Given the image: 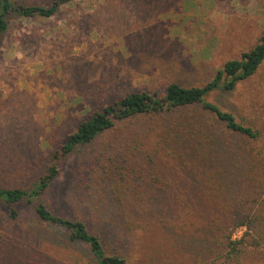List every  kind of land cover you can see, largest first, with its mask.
I'll use <instances>...</instances> for the list:
<instances>
[{
    "label": "rangeland",
    "instance_id": "374dc122",
    "mask_svg": "<svg viewBox=\"0 0 264 264\" xmlns=\"http://www.w3.org/2000/svg\"><path fill=\"white\" fill-rule=\"evenodd\" d=\"M15 1L49 7L56 0ZM263 35L264 0H73L48 19L13 17L0 48V187L36 182L91 113L133 92L161 97L172 83L203 87ZM206 101L254 127L259 138L230 133L202 104L142 115L79 148L42 201L59 216L86 222L107 252L128 264H264V194L249 179L248 152L264 160V63L251 79ZM193 124L205 133L215 126L217 144L206 153L217 177L209 167L191 169V160L182 162L167 147L170 130L191 133ZM126 136L141 155L134 169L144 184L137 192L151 180L144 179L150 155L153 177L174 168L181 178L191 174L212 185L204 203L180 193L167 205L171 214L148 207L136 220L117 217L110 193L130 192L105 182L103 164ZM236 166L245 167L244 176ZM177 174L169 176L173 185ZM20 209L12 220L0 207V264H98L65 228L42 222L30 205ZM241 220L247 224L237 226ZM227 234L240 243L237 251L227 247Z\"/></svg>",
    "mask_w": 264,
    "mask_h": 264
},
{
    "label": "trees",
    "instance_id": "16d2710c",
    "mask_svg": "<svg viewBox=\"0 0 264 264\" xmlns=\"http://www.w3.org/2000/svg\"><path fill=\"white\" fill-rule=\"evenodd\" d=\"M73 0H56L49 7L36 5H23L15 0H0V48L3 44L5 35L9 29L10 21L13 17L24 18H51L58 14L61 7ZM264 63V35L260 42L251 50L244 52L239 60L227 62L222 69L217 72L213 81L203 87L191 86L184 87L177 83L168 86L166 94L161 97L154 96L147 92H133L125 97L105 106L102 110L91 113L88 118L83 120L75 131L67 137L66 142L55 151L52 163L43 172L41 177L25 188H3L0 187V207H4L8 212V216L12 220H18L21 216V207L30 205L34 209L38 219L44 223L57 225L65 228L72 241H79L87 244L98 264H128V260L120 254H110L107 252L100 236L93 233L86 222L82 220L67 219L53 213L47 205L42 201L43 194L49 189L53 181L61 174L62 164L72 157L81 147H87L98 140L104 133L114 130L118 124L125 123L142 115L164 114L173 112L178 109H185L192 106L202 104L204 109L214 116L215 121L225 124L227 130L234 135H242L253 140L259 138V132L254 127L248 126L240 122L236 116L228 111L223 110L219 106L206 101L207 97L214 91L219 89L232 90L236 88L240 81L251 79L257 74ZM192 132L170 130L166 134L167 147L172 149L175 156L185 163L191 160L192 163H186L191 169L209 167L211 174L218 175L209 164L208 148H214L217 140L214 134L217 133L214 125H208L207 131L203 132L197 128L195 124L191 125ZM197 135V140L193 139ZM211 136V137H208ZM135 142L140 141L134 139ZM250 161L252 164L249 179L255 189L258 190L259 196L264 194V160L259 157V153L251 149ZM141 155L134 150L132 138L124 137L112 150V154L108 156V162L103 164V173H105V182L108 184L116 183L122 190L130 192L124 198L115 196L116 193H110L112 200L116 203V215L123 219L127 216L132 219H139L146 208L153 210L155 215L163 216L167 213V205L170 200L177 199L180 193H190L193 202L197 205L204 203V195L207 196L206 189L212 188L206 186L205 180L196 176L184 175L179 176L175 169L168 172L159 173L153 177L157 171H153L155 166L154 158L149 155V174L151 180L137 192V187L144 184L138 181L134 166L139 163ZM244 176L245 167L236 166ZM227 168L223 171L225 173ZM171 172L177 174L176 184L169 182ZM197 173V172H196ZM257 175L256 178H254ZM259 175L262 179H258ZM140 180H142L140 178ZM211 182V176H210ZM179 191H177L179 188ZM112 192H115L112 189ZM126 201L123 203L122 201ZM194 203V204H195ZM144 205V208H143ZM248 223H253L252 218H247ZM127 220V219H126ZM237 226L246 225V220L236 223ZM252 225V224H251ZM172 241L176 240V236L171 235ZM227 247L231 252L237 251L238 243L231 235L226 237ZM39 260L44 258L39 257ZM3 260L1 259V262ZM47 264L48 263L46 261ZM28 264H36V261H30Z\"/></svg>",
    "mask_w": 264,
    "mask_h": 264
}]
</instances>
